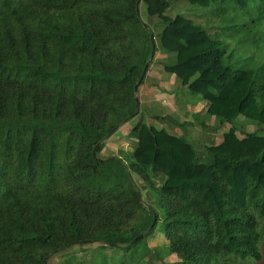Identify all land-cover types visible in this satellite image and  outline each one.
<instances>
[{"label": "trees", "instance_id": "16d2710c", "mask_svg": "<svg viewBox=\"0 0 264 264\" xmlns=\"http://www.w3.org/2000/svg\"><path fill=\"white\" fill-rule=\"evenodd\" d=\"M176 1L0 0V264H46L80 243L122 251L119 262L91 264H139L131 247L157 221L140 189L154 193L164 254L176 258L162 264L261 261L264 136L229 129L198 152L137 121L129 162L97 156L138 114L134 98L145 74L136 82L155 54L153 37L175 56L164 70L205 102V114L264 124L256 100L264 80L225 67L221 43L189 19L162 16ZM153 18L163 26L156 36Z\"/></svg>", "mask_w": 264, "mask_h": 264}, {"label": "rangeland", "instance_id": "374dc122", "mask_svg": "<svg viewBox=\"0 0 264 264\" xmlns=\"http://www.w3.org/2000/svg\"><path fill=\"white\" fill-rule=\"evenodd\" d=\"M246 4L245 8H238L232 0H225L223 3L210 2L208 6L201 7L189 4L185 0H178L170 4L164 15L173 17L179 14L192 21L211 38L221 43L224 51L222 63L225 67L254 70L260 81L264 80V0H247ZM138 14L146 22L148 17L142 2L138 4ZM151 22L150 28L155 35L154 28L161 24L157 18H153ZM153 41L156 50L151 63L157 64L151 65L154 67L153 70L148 71L149 74L146 72L142 83L137 88L138 114L123 123L103 141L102 147L97 149L99 158L114 156L125 164L129 162L130 152L135 145V139L130 130L137 121L182 137L198 152H201L204 146H209V141L212 140L211 144L218 142L221 134L229 129H232L238 137L247 133L264 136V124L256 121L237 116L228 122L205 114L204 110L202 111L205 102L197 94L181 87L174 75L172 80L177 81L176 85L160 88L158 82L161 79L158 80V69L156 70L155 67H158V63L173 64L174 54L161 50L157 37H153ZM168 94L173 102V109L163 104L162 100L168 98ZM256 100L259 107L264 105V90L258 92ZM203 124L209 125L210 132L213 131L211 140V133L205 130L207 127L205 129L201 127H205ZM133 183L136 187L142 184L137 176L133 177ZM148 191L140 189L141 197L156 213L157 221L154 229L145 233L144 238L131 247V251L138 257L139 264L176 261L174 255L164 254L163 246L166 245V241L161 233L162 211L154 193L149 189ZM261 255V261L256 264H264L263 248H261ZM122 258V251L115 247L100 243H80L52 254L46 264H91L92 260L99 259L116 263Z\"/></svg>", "mask_w": 264, "mask_h": 264}, {"label": "crops", "instance_id": "0c3cea01", "mask_svg": "<svg viewBox=\"0 0 264 264\" xmlns=\"http://www.w3.org/2000/svg\"><path fill=\"white\" fill-rule=\"evenodd\" d=\"M144 7H145V5H144ZM145 14L147 15V12H146V8H145ZM162 16H165L164 15V12L161 14ZM192 22V21H191ZM193 23V22H192ZM196 25V24H195ZM159 27H153L154 28V30L156 31V34L155 35H158V34H160L161 32H162V29H163V26L162 25H158ZM202 29V28H201ZM203 30V29H202ZM209 36V35H208ZM212 39V38H211ZM159 57L161 56V55H158ZM174 59H175V56H174ZM152 64H157V63H150V65L148 66V69H147V74H149L148 73V71H151V70H153V68L154 67H152L151 65ZM164 64H161V63H158V67H155L156 68V70L158 69V80H159V78L161 79L159 82H158V86L160 87V88H163V87H171V86H173V85H176L175 83H177V81L175 80H172V77L174 78V76H173V74L172 73H169V72H166L165 70H164ZM152 68V69H151ZM146 74V73H145ZM157 80V81H158ZM178 80V79H177ZM179 82V81H178ZM181 87H183V86H181ZM169 95V94H168ZM170 97V95L168 96V98H166L165 100H162L163 101V104H165L167 107H169L170 109H173V102H172V100L169 98ZM172 106V107H171ZM203 109H202V111L205 109V105H204V107H202ZM183 114V113H182ZM203 125H205V124H203ZM202 127V126H201ZM205 127H207L205 130L206 131H209L210 132V127H209V125H205ZM211 131H212V129H211ZM200 133V132H199ZM198 133V134H199ZM211 133V135H210V140H211V136H213V131L212 132H210ZM222 135V134H221ZM221 138V137H220ZM220 141V140H219ZM218 141V142H219ZM210 142H212V140L210 141ZM218 142H216V143H214V145H216V144H218Z\"/></svg>", "mask_w": 264, "mask_h": 264}, {"label": "water", "instance_id": "95a60500", "mask_svg": "<svg viewBox=\"0 0 264 264\" xmlns=\"http://www.w3.org/2000/svg\"><path fill=\"white\" fill-rule=\"evenodd\" d=\"M137 1H139V0H137ZM151 37V36H150ZM147 62L146 63H144V65H143V67H142V70H141V73H140V75H139V78H138V80H137V82H136V85L142 80V78H143V76H144V74H145V71H146V68H147ZM136 85H135V87H136ZM135 87L133 88V90H135ZM134 102L135 103H137V98H134ZM95 149V148H94ZM94 149H93V151H92V154H93V152H94ZM153 223H154V216H153V218H152V221H151V223H150V227L153 225Z\"/></svg>", "mask_w": 264, "mask_h": 264}]
</instances>
